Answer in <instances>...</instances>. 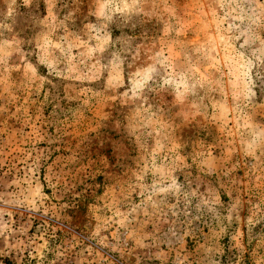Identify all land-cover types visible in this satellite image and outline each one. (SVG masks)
Wrapping results in <instances>:
<instances>
[{"label": "rangeland", "instance_id": "1", "mask_svg": "<svg viewBox=\"0 0 264 264\" xmlns=\"http://www.w3.org/2000/svg\"><path fill=\"white\" fill-rule=\"evenodd\" d=\"M264 264V0H0V264Z\"/></svg>", "mask_w": 264, "mask_h": 264}, {"label": "trees", "instance_id": "2", "mask_svg": "<svg viewBox=\"0 0 264 264\" xmlns=\"http://www.w3.org/2000/svg\"><path fill=\"white\" fill-rule=\"evenodd\" d=\"M4 263L5 264H12L10 261H8V260H5L4 261ZM45 263V260L43 259L42 261H41V264H44ZM23 264H34V262H33V259H31V260H29V261H27V262H25V263H23Z\"/></svg>", "mask_w": 264, "mask_h": 264}]
</instances>
